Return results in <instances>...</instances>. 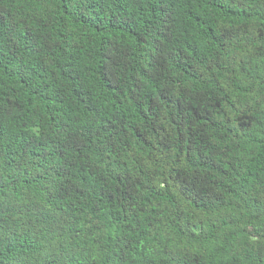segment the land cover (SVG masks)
Returning <instances> with one entry per match:
<instances>
[{
  "label": "trees",
  "instance_id": "16d2710c",
  "mask_svg": "<svg viewBox=\"0 0 264 264\" xmlns=\"http://www.w3.org/2000/svg\"><path fill=\"white\" fill-rule=\"evenodd\" d=\"M0 264H264V0H0Z\"/></svg>",
  "mask_w": 264,
  "mask_h": 264
}]
</instances>
